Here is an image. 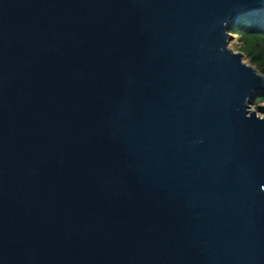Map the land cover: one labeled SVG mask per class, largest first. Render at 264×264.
<instances>
[{
    "label": "water",
    "instance_id": "water-1",
    "mask_svg": "<svg viewBox=\"0 0 264 264\" xmlns=\"http://www.w3.org/2000/svg\"><path fill=\"white\" fill-rule=\"evenodd\" d=\"M262 10L0 0V264H264Z\"/></svg>",
    "mask_w": 264,
    "mask_h": 264
},
{
    "label": "trees",
    "instance_id": "trees-1",
    "mask_svg": "<svg viewBox=\"0 0 264 264\" xmlns=\"http://www.w3.org/2000/svg\"><path fill=\"white\" fill-rule=\"evenodd\" d=\"M227 28L237 34L243 55L264 74V10L232 20ZM261 95L264 92H258L252 98ZM260 103H264V96L259 97L252 105Z\"/></svg>",
    "mask_w": 264,
    "mask_h": 264
},
{
    "label": "rangeland",
    "instance_id": "rangeland-1",
    "mask_svg": "<svg viewBox=\"0 0 264 264\" xmlns=\"http://www.w3.org/2000/svg\"><path fill=\"white\" fill-rule=\"evenodd\" d=\"M229 48H231L232 50L234 51H238V52H241L240 50V47H241V44L239 43L238 41V36L237 34H233L232 35V39L230 40L229 42ZM244 61L245 62H250L245 56H244ZM251 105V104H250ZM253 108H255L254 110L257 111L259 114H260V111L258 110L257 106L256 105H251V109L253 110Z\"/></svg>",
    "mask_w": 264,
    "mask_h": 264
},
{
    "label": "clouds",
    "instance_id": "clouds-1",
    "mask_svg": "<svg viewBox=\"0 0 264 264\" xmlns=\"http://www.w3.org/2000/svg\"><path fill=\"white\" fill-rule=\"evenodd\" d=\"M225 34H226V35H230V36L233 35V30H229V29L227 28V25H225ZM230 53L233 54V55H235L231 50H230ZM245 67H246V66H245ZM248 68H250V67H248ZM251 69H252V68H251ZM252 70H253V69H252ZM254 72H255V74H256L259 78H261L262 81H264V75H261L260 73L256 72L255 70H254ZM261 96H264V95H261ZM261 96H256L255 98H250L251 105L253 104L254 101H257L258 98L261 97ZM254 109H255V108H253V110H254ZM248 118L251 119V114H250V113H249V115H248Z\"/></svg>",
    "mask_w": 264,
    "mask_h": 264
}]
</instances>
